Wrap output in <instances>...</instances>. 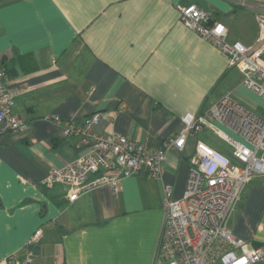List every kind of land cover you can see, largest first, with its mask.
<instances>
[{
  "label": "crops",
  "instance_id": "0c3cea01",
  "mask_svg": "<svg viewBox=\"0 0 264 264\" xmlns=\"http://www.w3.org/2000/svg\"><path fill=\"white\" fill-rule=\"evenodd\" d=\"M191 5L224 23L229 43L258 39L264 0H0V56L23 123L19 132L0 131V261L13 258L2 264H23L38 229L44 237L32 264H154L165 186L181 199L197 143L216 135H189L183 151H169L158 179L148 168L120 174L118 193L103 186L70 202L65 185L43 181L91 145L63 139L49 117L82 122L101 112L96 133L149 150L176 138L187 114H204L227 95L264 119V99L243 85V73L182 22ZM229 228L264 247V175L245 187Z\"/></svg>",
  "mask_w": 264,
  "mask_h": 264
},
{
  "label": "built area",
  "instance_id": "2783aa9c",
  "mask_svg": "<svg viewBox=\"0 0 264 264\" xmlns=\"http://www.w3.org/2000/svg\"><path fill=\"white\" fill-rule=\"evenodd\" d=\"M256 19L258 39L246 46L229 43L227 26L213 20L210 13L195 5L181 10L184 25L213 41L228 57L230 65L243 73V85L264 99V13ZM7 81L8 73L0 56V131L19 132L23 123L13 111L18 92L9 88ZM103 117L101 112L93 113L82 122L49 117L61 124L63 139L83 137L91 147L76 161L52 169L43 181L46 187L65 185L70 202L103 186L118 193L122 178L133 176L143 168H148L153 178L162 177L171 149L181 152L189 135L210 130L229 145L232 155L199 141L184 196L175 200L173 186H165V221L154 264H259L264 261V247L249 245L235 237L229 228L245 187L254 176L264 175L263 118L227 95L204 114H187L183 118L184 130L176 138L149 150L120 134L96 133L95 126ZM217 124L224 125L233 136L218 129ZM43 237V230L38 229L30 238L23 249V264L33 263ZM12 259L7 258L0 264Z\"/></svg>",
  "mask_w": 264,
  "mask_h": 264
},
{
  "label": "rangeland",
  "instance_id": "374dc122",
  "mask_svg": "<svg viewBox=\"0 0 264 264\" xmlns=\"http://www.w3.org/2000/svg\"><path fill=\"white\" fill-rule=\"evenodd\" d=\"M220 130L225 132L226 134L233 136L232 132L228 130L224 125L217 126ZM208 138L206 139V142L208 145H210L212 148L223 152L224 150L229 149L228 144H226L223 140L218 138L216 135L209 133Z\"/></svg>",
  "mask_w": 264,
  "mask_h": 264
}]
</instances>
